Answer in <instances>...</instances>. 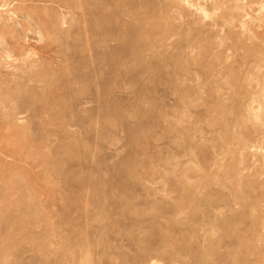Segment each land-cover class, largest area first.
I'll list each match as a JSON object with an SVG mask.
<instances>
[{"label":"rangeland","instance_id":"374dc122","mask_svg":"<svg viewBox=\"0 0 264 264\" xmlns=\"http://www.w3.org/2000/svg\"><path fill=\"white\" fill-rule=\"evenodd\" d=\"M0 264H264V0H0Z\"/></svg>","mask_w":264,"mask_h":264},{"label":"bare ground","instance_id":"6f19581e","mask_svg":"<svg viewBox=\"0 0 264 264\" xmlns=\"http://www.w3.org/2000/svg\"><path fill=\"white\" fill-rule=\"evenodd\" d=\"M24 96V95H23Z\"/></svg>","mask_w":264,"mask_h":264}]
</instances>
